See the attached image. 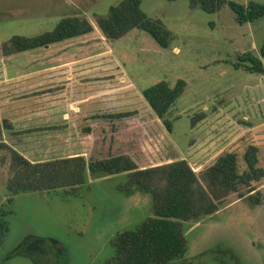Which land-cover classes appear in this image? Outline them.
Masks as SVG:
<instances>
[{
    "label": "rangeland",
    "instance_id": "374dc122",
    "mask_svg": "<svg viewBox=\"0 0 264 264\" xmlns=\"http://www.w3.org/2000/svg\"><path fill=\"white\" fill-rule=\"evenodd\" d=\"M120 1L0 0V43L14 35L53 30L66 16L87 17L95 27L87 37L88 53L101 45L107 52L92 59L104 68V92L110 94L112 88L119 98H129L120 100L119 117L105 116L103 121L109 126L112 121L132 122L136 128L130 141H117L112 154L134 152L141 169L186 159L201 174L228 151L239 153L245 169L244 152L255 144L264 168V74L236 68L240 53L259 54L264 17L242 25L229 5L208 13L191 9L189 0H144V11L172 31L170 46L163 48L140 29L116 41L104 36L95 16L108 14ZM180 79L187 85L168 115L174 120L170 132L142 90L162 80L174 86ZM93 87L89 83L83 89ZM9 161L10 152L0 149V209L13 210L11 230L0 246V264H106L115 254L113 239L153 216L150 193L135 186L121 189L127 183L125 174L89 175L79 195L63 189L20 192L11 206ZM253 188L243 198L232 194L213 215L184 221L188 253L171 264H264V178ZM258 192L260 204L249 197Z\"/></svg>",
    "mask_w": 264,
    "mask_h": 264
},
{
    "label": "trees",
    "instance_id": "16d2710c",
    "mask_svg": "<svg viewBox=\"0 0 264 264\" xmlns=\"http://www.w3.org/2000/svg\"><path fill=\"white\" fill-rule=\"evenodd\" d=\"M143 1L121 0L110 6L108 14H96L95 21L110 41L122 39L133 29H140L149 33L161 47L168 48L173 39L172 31L161 19L150 17L144 11ZM225 5L231 7L237 22L242 25L264 17V3L255 0L247 3L234 0H189L191 9L200 8L208 13L220 11ZM94 30V24L87 17L66 16L53 30L32 36L14 35L8 41L0 43V56L47 47L90 34ZM238 59L236 68L243 67L250 73L264 74V42L259 54L246 51L240 53ZM186 85L184 79H180L174 86L162 80L142 90L152 110L163 120L170 132L173 130L174 120L168 115L184 94ZM119 114H105L102 117L111 119L119 117ZM119 123L122 121L116 122V125L112 121L109 126L102 120L85 128V133L93 135L88 157L79 155L32 162L1 142L4 130L11 125L0 119V149L10 152L12 175L6 186L11 194V206L14 196L20 192H51L63 189L68 194L79 195L89 175L99 178L125 174L127 183L121 189L131 191L135 186L152 195L153 216L134 228L119 233L113 239L115 254L106 264H171L184 259L189 249L184 221L200 220L215 214L229 202L232 194L243 198L254 191L255 182L264 178V168L260 166V147L255 144L249 145L244 152L246 168L243 170L240 166V155L236 151L221 154L201 174L186 159L141 169L134 152L112 154L114 148L118 147L117 141H130L136 135L134 123ZM137 142L141 143L139 138ZM102 153L107 155L102 156ZM138 154L144 158L142 148ZM244 187L249 192H245ZM249 197L257 204L262 203L260 192L250 194ZM12 212L13 210L0 209V246L11 230L9 215Z\"/></svg>",
    "mask_w": 264,
    "mask_h": 264
},
{
    "label": "crops",
    "instance_id": "0c3cea01",
    "mask_svg": "<svg viewBox=\"0 0 264 264\" xmlns=\"http://www.w3.org/2000/svg\"><path fill=\"white\" fill-rule=\"evenodd\" d=\"M90 34L0 56V119L11 125L1 142L32 162L88 157L93 135L85 128L128 102L116 89L104 92V68L92 59L107 52L101 45L88 53ZM89 83L94 89L84 91Z\"/></svg>",
    "mask_w": 264,
    "mask_h": 264
},
{
    "label": "flooded vegetation",
    "instance_id": "af4514ba",
    "mask_svg": "<svg viewBox=\"0 0 264 264\" xmlns=\"http://www.w3.org/2000/svg\"><path fill=\"white\" fill-rule=\"evenodd\" d=\"M114 248V247H113Z\"/></svg>",
    "mask_w": 264,
    "mask_h": 264
}]
</instances>
